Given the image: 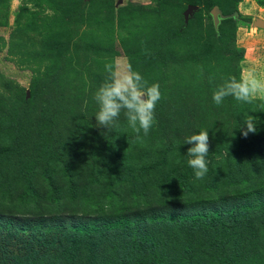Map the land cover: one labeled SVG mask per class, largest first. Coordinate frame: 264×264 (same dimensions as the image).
<instances>
[{
	"label": "rangeland",
	"instance_id": "rangeland-1",
	"mask_svg": "<svg viewBox=\"0 0 264 264\" xmlns=\"http://www.w3.org/2000/svg\"><path fill=\"white\" fill-rule=\"evenodd\" d=\"M76 1L0 0V143L25 138L32 154L40 147L46 150L52 159L42 170L54 176L60 196L58 201L44 200V191L53 186L47 185L48 180L41 182V176L37 197L25 191L23 183L9 188L3 182L0 210L26 214L37 210V205L49 213L74 210L85 214L89 209L83 210L82 203L70 196L71 189H81L82 181L70 184L67 172L76 174L85 167L82 172L87 175L86 165L98 169L102 162L109 163V152L119 153V148H140L141 158L150 159L145 166L135 167L141 158L131 165L132 169L144 167L142 171L151 177L148 188L153 191L148 199L144 195L139 199L141 207L150 198L152 203L172 201L186 195L187 189L206 187L211 171L202 180L195 179L187 150L184 153L179 147L164 156L165 147L173 139L183 146L192 135L190 112L194 108L205 115L219 112L225 126L231 123V113L244 121L249 114L244 115L247 104L257 116L264 114V98L242 103L227 97L220 105L212 100L216 87L229 76L239 78L254 68L264 78V0H210L223 14H233L220 18L216 31L206 0L195 4L187 0H83L81 5ZM187 5L196 8L184 22ZM118 61L130 63L149 85L160 86L161 99L147 136L142 132L137 136L123 112L110 130L96 125L94 93L106 77L105 65ZM241 104L245 106L239 109ZM258 126L264 128V122ZM230 130V126L228 133L218 129L214 138L224 139L220 133L230 136ZM257 133L264 135V131ZM230 144L234 145L232 140ZM219 150L216 153L209 147L206 159L227 157L225 148ZM220 170V178L228 182L232 177ZM119 173L115 174L118 179L124 175ZM113 202L120 208L133 204L128 198ZM108 205L101 209L108 211ZM109 264L121 263L113 260ZM206 264H264V260L223 263L210 255Z\"/></svg>",
	"mask_w": 264,
	"mask_h": 264
},
{
	"label": "trees",
	"instance_id": "trees-1",
	"mask_svg": "<svg viewBox=\"0 0 264 264\" xmlns=\"http://www.w3.org/2000/svg\"><path fill=\"white\" fill-rule=\"evenodd\" d=\"M187 1L195 4L198 0ZM76 2L81 5L83 0ZM206 2L210 8L213 6L210 0ZM212 28L215 30L213 25ZM249 106H245L244 115L249 113L257 117V124L262 125L264 114L257 116ZM234 108L229 112L237 109ZM211 112L205 115L195 108L190 112L192 134L207 130L212 151L219 153L220 147L227 151L224 159L208 160L212 178L206 187L187 189L186 195L172 201L162 199L152 203L150 198L152 201L141 207L139 199L143 195L148 199L153 189L148 188L151 177L146 170L142 171L144 167H135L145 166L150 159L141 158L139 153L143 150L136 147L133 151L119 148V153L113 155L114 150L110 151L109 163L102 162L98 169L92 166L91 170L86 165L87 175L82 172L85 167H80L76 174L67 172L70 184L82 181L81 189H71L70 196L82 203L83 210L89 209L83 211L85 214L74 210L49 213L37 205L35 209H42L33 208L35 211L26 214L0 210V264L26 261L33 264H109L113 260L121 264H206L210 255L223 263L248 258L264 260V135L255 132L244 137L240 131L244 124L241 117L231 113V123L225 126L219 112L210 115ZM228 126L231 127L230 136L220 133L224 139L214 138L218 129L228 133ZM263 129L257 127L258 131ZM28 143L25 138L0 143V184L5 182L12 188L23 183V189L31 190L29 194L37 197L42 189L39 182L48 180L47 185L53 187L49 191L42 190L44 200H60L54 176L42 170L52 157L41 147L32 154ZM179 147L185 153L191 145L182 146V142L173 139L163 155ZM143 157L146 158L145 154ZM139 158L140 162L138 160L132 169L131 165ZM220 168L232 177L228 182L220 178L223 176ZM119 171V176L124 175L118 179L115 174ZM39 176L42 177L40 181ZM224 185L230 187L227 189ZM147 190L150 191L145 195ZM126 198L133 204L120 208L113 202ZM101 202L111 204L108 211L101 209L103 205L98 206ZM28 252L32 254L26 255Z\"/></svg>",
	"mask_w": 264,
	"mask_h": 264
},
{
	"label": "clouds",
	"instance_id": "clouds-1",
	"mask_svg": "<svg viewBox=\"0 0 264 264\" xmlns=\"http://www.w3.org/2000/svg\"><path fill=\"white\" fill-rule=\"evenodd\" d=\"M106 77L94 93L98 110L94 117L96 125L106 130L117 125L121 113H124L128 126L139 136H147L155 121V108L161 99L158 83L149 85L144 77L133 70L127 61L105 65ZM232 97L242 103H252L257 98H264V78L254 68H248L239 78L229 76L216 87L212 100L216 105ZM257 130V117L247 114L241 135L247 137ZM183 144L191 145L187 149V163L193 169L194 178L202 180L209 172V132L200 130L188 136Z\"/></svg>",
	"mask_w": 264,
	"mask_h": 264
},
{
	"label": "water",
	"instance_id": "water-1",
	"mask_svg": "<svg viewBox=\"0 0 264 264\" xmlns=\"http://www.w3.org/2000/svg\"><path fill=\"white\" fill-rule=\"evenodd\" d=\"M195 8H196L195 5H187L186 9L183 12L184 22L187 20L188 16L191 14V11L194 10ZM209 14L211 16L212 25L214 28L217 26V23H218L220 18L221 19L227 18V17H230L233 15L232 13L231 14H223L217 5H213L209 9Z\"/></svg>",
	"mask_w": 264,
	"mask_h": 264
}]
</instances>
